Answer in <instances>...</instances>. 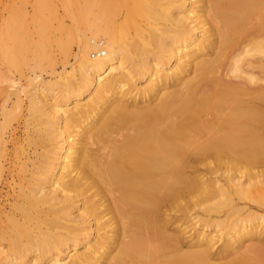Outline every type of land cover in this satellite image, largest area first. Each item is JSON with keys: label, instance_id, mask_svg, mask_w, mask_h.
<instances>
[{"label": "bare ground", "instance_id": "bare-ground-1", "mask_svg": "<svg viewBox=\"0 0 264 264\" xmlns=\"http://www.w3.org/2000/svg\"><path fill=\"white\" fill-rule=\"evenodd\" d=\"M77 22V80L33 76L25 120L0 100V264H264L240 218L264 167V0H77Z\"/></svg>", "mask_w": 264, "mask_h": 264}, {"label": "rangeland", "instance_id": "rangeland-1", "mask_svg": "<svg viewBox=\"0 0 264 264\" xmlns=\"http://www.w3.org/2000/svg\"><path fill=\"white\" fill-rule=\"evenodd\" d=\"M92 35V30L87 26H80L77 22V0H0L1 103L4 97L9 95L10 107L13 106L17 97L18 100L21 99V119L25 120L29 105L28 94L40 80L31 78L40 75L50 82L64 74L67 77L60 83H73L78 78L77 60L74 58L78 53V46L85 41V37L89 38ZM53 73L56 74L53 76ZM51 87L48 86L45 89L49 95L52 89L59 88L58 85ZM71 106L72 104H69L65 107ZM1 112L0 105V121L2 120ZM224 171L192 173L205 178L216 177L220 184H224L225 178L229 175L238 174V172ZM251 182L255 184L252 187L254 199L246 203L248 206L240 216L243 218L241 222L264 228V167L254 172ZM7 191L4 190V194ZM192 212L194 217L195 212ZM249 212L253 214L247 216ZM257 215L263 218L257 220ZM189 229L191 234L202 230L208 233L213 231V228L206 226L205 221L199 222L198 218L190 222ZM254 241L256 243L257 239L254 238ZM254 241H248L246 245ZM220 244L221 242L218 245Z\"/></svg>", "mask_w": 264, "mask_h": 264}, {"label": "built area", "instance_id": "built-area-1", "mask_svg": "<svg viewBox=\"0 0 264 264\" xmlns=\"http://www.w3.org/2000/svg\"><path fill=\"white\" fill-rule=\"evenodd\" d=\"M105 55V51H102V52H98V53H93V57L97 56H104Z\"/></svg>", "mask_w": 264, "mask_h": 264}]
</instances>
